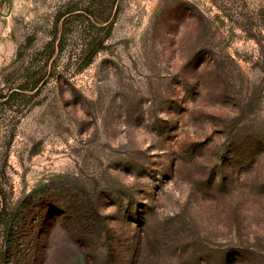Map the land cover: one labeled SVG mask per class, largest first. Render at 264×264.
I'll use <instances>...</instances> for the list:
<instances>
[{
    "label": "rangeland",
    "instance_id": "obj_1",
    "mask_svg": "<svg viewBox=\"0 0 264 264\" xmlns=\"http://www.w3.org/2000/svg\"><path fill=\"white\" fill-rule=\"evenodd\" d=\"M31 192L51 264H264V0H0V249Z\"/></svg>",
    "mask_w": 264,
    "mask_h": 264
},
{
    "label": "trees",
    "instance_id": "obj_2",
    "mask_svg": "<svg viewBox=\"0 0 264 264\" xmlns=\"http://www.w3.org/2000/svg\"><path fill=\"white\" fill-rule=\"evenodd\" d=\"M98 51V48L86 51L85 65L91 63ZM39 83L40 74L33 87ZM94 214L87 205L76 208L64 201L57 206L45 196L29 193L12 210L5 225L0 264H51L55 240L63 231L72 241L81 239L82 242H76L79 248L88 247L93 240L90 226Z\"/></svg>",
    "mask_w": 264,
    "mask_h": 264
}]
</instances>
